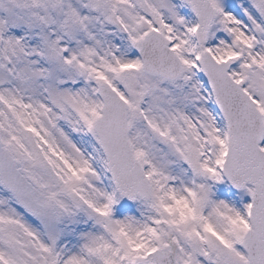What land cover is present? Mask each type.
Segmentation results:
<instances>
[{
    "label": "snow or ice",
    "instance_id": "snow-or-ice-1",
    "mask_svg": "<svg viewBox=\"0 0 264 264\" xmlns=\"http://www.w3.org/2000/svg\"><path fill=\"white\" fill-rule=\"evenodd\" d=\"M0 264H264V0H0Z\"/></svg>",
    "mask_w": 264,
    "mask_h": 264
}]
</instances>
